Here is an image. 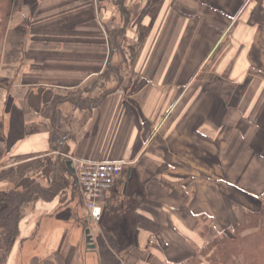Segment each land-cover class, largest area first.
<instances>
[{
	"label": "crops",
	"instance_id": "0c3cea01",
	"mask_svg": "<svg viewBox=\"0 0 264 264\" xmlns=\"http://www.w3.org/2000/svg\"><path fill=\"white\" fill-rule=\"evenodd\" d=\"M6 3L0 213L30 199L0 264H181L263 198L264 0ZM74 160L126 164L99 222Z\"/></svg>",
	"mask_w": 264,
	"mask_h": 264
},
{
	"label": "trees",
	"instance_id": "16d2710c",
	"mask_svg": "<svg viewBox=\"0 0 264 264\" xmlns=\"http://www.w3.org/2000/svg\"><path fill=\"white\" fill-rule=\"evenodd\" d=\"M115 2L121 12L126 11L125 0ZM7 9L6 0H0V40L9 18ZM110 35L114 46L115 33L112 35L110 32ZM116 44L119 45L118 42ZM108 71H112V68ZM113 71L120 74L118 67ZM95 101L91 98L87 104L91 106ZM29 199L30 191L9 194L7 207L0 213V249L8 251L19 235L21 206ZM261 203L258 210L246 208L242 223L234 226L230 233L223 232L207 241L195 255L181 264H264V194Z\"/></svg>",
	"mask_w": 264,
	"mask_h": 264
},
{
	"label": "built area",
	"instance_id": "2783aa9c",
	"mask_svg": "<svg viewBox=\"0 0 264 264\" xmlns=\"http://www.w3.org/2000/svg\"><path fill=\"white\" fill-rule=\"evenodd\" d=\"M78 185L92 219L99 222L103 200L115 186L125 169L124 162H90L74 160Z\"/></svg>",
	"mask_w": 264,
	"mask_h": 264
},
{
	"label": "rangeland",
	"instance_id": "374dc122",
	"mask_svg": "<svg viewBox=\"0 0 264 264\" xmlns=\"http://www.w3.org/2000/svg\"><path fill=\"white\" fill-rule=\"evenodd\" d=\"M108 35H109V38H110V41H112L111 39V35H110V31H108ZM121 36V35H120ZM129 37H132V36H129ZM140 41H138L137 43H139ZM119 45H117V47L122 50V49H126V50H131L132 52L135 51L137 49V43L134 42V38H129L127 36H121L119 38V41H118ZM111 48L112 45H111ZM132 55V53H131ZM91 92V90L89 89V93ZM105 93L107 92V90L104 91ZM264 176V175H263ZM263 199V198H262ZM262 199L260 200L259 198H255L254 196L252 198H249V197H246V200H245V204L249 205L250 207H252V209H255V210H258L259 207L261 206V201ZM244 220H242L243 222ZM241 222V223H242ZM237 224V223H236ZM236 226V225H234ZM232 226V228L234 227ZM232 228H226L225 232L226 233H230V231L232 230Z\"/></svg>",
	"mask_w": 264,
	"mask_h": 264
},
{
	"label": "water",
	"instance_id": "95a60500",
	"mask_svg": "<svg viewBox=\"0 0 264 264\" xmlns=\"http://www.w3.org/2000/svg\"><path fill=\"white\" fill-rule=\"evenodd\" d=\"M60 154L66 155L67 154V147L65 149L61 150ZM67 163L70 165L71 161H68ZM86 241H87V244H88L89 248L94 247L90 229L86 230Z\"/></svg>",
	"mask_w": 264,
	"mask_h": 264
},
{
	"label": "bare ground",
	"instance_id": "6f19581e",
	"mask_svg": "<svg viewBox=\"0 0 264 264\" xmlns=\"http://www.w3.org/2000/svg\"><path fill=\"white\" fill-rule=\"evenodd\" d=\"M125 230H126V232H128V229H127V227L125 228Z\"/></svg>",
	"mask_w": 264,
	"mask_h": 264
}]
</instances>
